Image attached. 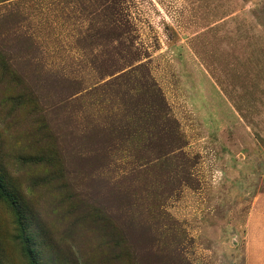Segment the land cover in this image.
I'll return each mask as SVG.
<instances>
[{
    "label": "rangeland",
    "instance_id": "obj_1",
    "mask_svg": "<svg viewBox=\"0 0 264 264\" xmlns=\"http://www.w3.org/2000/svg\"><path fill=\"white\" fill-rule=\"evenodd\" d=\"M0 181V264H264V0H0Z\"/></svg>",
    "mask_w": 264,
    "mask_h": 264
},
{
    "label": "crops",
    "instance_id": "obj_2",
    "mask_svg": "<svg viewBox=\"0 0 264 264\" xmlns=\"http://www.w3.org/2000/svg\"><path fill=\"white\" fill-rule=\"evenodd\" d=\"M258 208V206L256 207V209ZM256 212V213H255ZM250 220L254 217V214L257 215L258 217L261 218V226H264V208L262 209H258V210H255V205L252 207V209L250 210ZM259 218V220H260ZM259 230L263 231L264 232V227H261Z\"/></svg>",
    "mask_w": 264,
    "mask_h": 264
},
{
    "label": "trees",
    "instance_id": "obj_3",
    "mask_svg": "<svg viewBox=\"0 0 264 264\" xmlns=\"http://www.w3.org/2000/svg\"><path fill=\"white\" fill-rule=\"evenodd\" d=\"M5 187L4 184L2 183V181H0V191H4Z\"/></svg>",
    "mask_w": 264,
    "mask_h": 264
}]
</instances>
